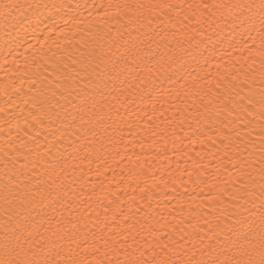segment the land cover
<instances>
[{
  "label": "snow or ice",
  "instance_id": "1",
  "mask_svg": "<svg viewBox=\"0 0 264 264\" xmlns=\"http://www.w3.org/2000/svg\"><path fill=\"white\" fill-rule=\"evenodd\" d=\"M0 58V264H264V0H0Z\"/></svg>",
  "mask_w": 264,
  "mask_h": 264
},
{
  "label": "bare ground",
  "instance_id": "2",
  "mask_svg": "<svg viewBox=\"0 0 264 264\" xmlns=\"http://www.w3.org/2000/svg\"><path fill=\"white\" fill-rule=\"evenodd\" d=\"M2 59V58H0ZM11 59V58H10ZM15 68V65H12L11 68H2L0 69V127L5 125V121H9L11 124L15 125L19 122L20 126H24V117L26 115V106L22 103V98L20 96L15 95V88L20 87L21 82L16 79L19 73H15L12 69ZM11 77V80L8 78ZM8 83L7 93L5 91V82ZM15 82V87H12V83ZM27 85H24V89L26 90ZM24 109V111H21ZM18 135H22L17 128L11 129V137L8 136L7 131L0 132V147L6 146V141L11 140L13 137H17ZM14 144H18V140L12 141ZM135 151L139 153V148H136ZM132 154V149L129 148V155ZM119 159V158H117ZM135 159V157H133ZM145 157L141 155V160L143 161ZM151 160V157H148ZM111 163V162H110ZM155 167L159 168L161 166L160 161L152 162ZM128 161L125 159L123 161L122 167L127 166ZM148 165H145L147 168ZM173 167H175V162H173ZM96 165H91V171L88 170V166H85V172L87 173V177L95 182L97 180V176L95 175ZM126 175V173H125ZM107 180H105V184L108 182L115 183V181L121 179V168L116 167L115 164L112 165V171L106 173ZM99 179L104 180L105 177H100Z\"/></svg>",
  "mask_w": 264,
  "mask_h": 264
}]
</instances>
